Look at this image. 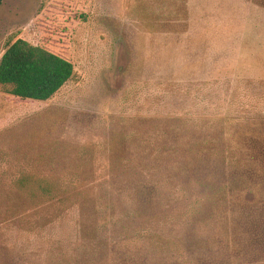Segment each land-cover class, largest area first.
Segmentation results:
<instances>
[{
  "label": "rangeland",
  "instance_id": "obj_1",
  "mask_svg": "<svg viewBox=\"0 0 264 264\" xmlns=\"http://www.w3.org/2000/svg\"><path fill=\"white\" fill-rule=\"evenodd\" d=\"M18 38L75 75L0 85V264H264V0H3Z\"/></svg>",
  "mask_w": 264,
  "mask_h": 264
},
{
  "label": "trees",
  "instance_id": "obj_2",
  "mask_svg": "<svg viewBox=\"0 0 264 264\" xmlns=\"http://www.w3.org/2000/svg\"><path fill=\"white\" fill-rule=\"evenodd\" d=\"M75 75L74 63L43 46L26 39H11L0 60V85L8 95L24 101L52 98ZM25 194L55 197L57 192L46 178L17 179Z\"/></svg>",
  "mask_w": 264,
  "mask_h": 264
},
{
  "label": "water",
  "instance_id": "obj_3",
  "mask_svg": "<svg viewBox=\"0 0 264 264\" xmlns=\"http://www.w3.org/2000/svg\"><path fill=\"white\" fill-rule=\"evenodd\" d=\"M3 0H0V4L2 3Z\"/></svg>",
  "mask_w": 264,
  "mask_h": 264
}]
</instances>
